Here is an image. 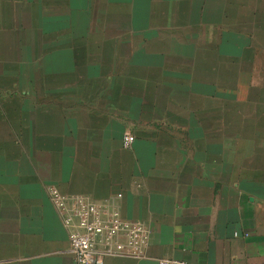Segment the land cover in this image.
Masks as SVG:
<instances>
[{
  "label": "crops",
  "instance_id": "crops-1",
  "mask_svg": "<svg viewBox=\"0 0 264 264\" xmlns=\"http://www.w3.org/2000/svg\"><path fill=\"white\" fill-rule=\"evenodd\" d=\"M261 29L264 0H0V264H79L49 185L150 229L103 264H264Z\"/></svg>",
  "mask_w": 264,
  "mask_h": 264
},
{
  "label": "built area",
  "instance_id": "built-area-1",
  "mask_svg": "<svg viewBox=\"0 0 264 264\" xmlns=\"http://www.w3.org/2000/svg\"><path fill=\"white\" fill-rule=\"evenodd\" d=\"M135 135L126 133L123 145L130 147ZM48 190L55 207L70 231L71 254L79 264H103L105 253L127 250L134 256L142 257L149 242L150 229L140 220L123 217L115 207L92 202L81 194L68 196L56 186ZM123 234L127 241L117 240ZM103 245L100 249L98 245ZM157 264H191L184 259L159 257Z\"/></svg>",
  "mask_w": 264,
  "mask_h": 264
},
{
  "label": "rangeland",
  "instance_id": "rangeland-1",
  "mask_svg": "<svg viewBox=\"0 0 264 264\" xmlns=\"http://www.w3.org/2000/svg\"><path fill=\"white\" fill-rule=\"evenodd\" d=\"M260 30V29H259ZM262 31H259L257 34V36H256V41L258 42V43H261V44H263L264 43V32H263V29H261ZM259 57H263L262 56V53H261V56H259ZM261 69V68H260Z\"/></svg>",
  "mask_w": 264,
  "mask_h": 264
}]
</instances>
